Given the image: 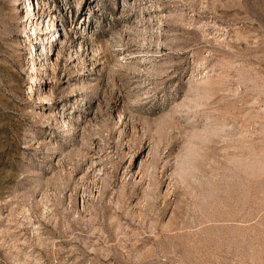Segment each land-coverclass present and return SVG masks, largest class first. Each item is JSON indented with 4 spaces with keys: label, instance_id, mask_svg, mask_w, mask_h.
I'll use <instances>...</instances> for the list:
<instances>
[{
    "label": "rangeland",
    "instance_id": "1",
    "mask_svg": "<svg viewBox=\"0 0 264 264\" xmlns=\"http://www.w3.org/2000/svg\"><path fill=\"white\" fill-rule=\"evenodd\" d=\"M42 2L0 0V264H264V0Z\"/></svg>",
    "mask_w": 264,
    "mask_h": 264
},
{
    "label": "bare ground",
    "instance_id": "2",
    "mask_svg": "<svg viewBox=\"0 0 264 264\" xmlns=\"http://www.w3.org/2000/svg\"><path fill=\"white\" fill-rule=\"evenodd\" d=\"M38 3L43 4L42 0H40V2H38V1L36 2V5H37V6H38ZM30 4H31V3H30ZM30 4H28V5H30ZM40 4H39V5H40ZM65 6H66V5H65ZM77 6H79V2H78V1H77ZM30 7H31V6H29V8H30ZM34 7H35V6H34ZM82 7L85 8L86 5H82ZM35 8H36V7H35ZM77 8H78V7H77ZM69 9H70V7H69ZM41 10H42V9H41ZM45 11H46V10H45ZM65 11H66V10H65ZM87 16H88V15H87ZM46 32H47V31H46ZM46 32H43L42 34L45 35ZM47 33H49V32H47ZM81 33H82V32H81ZM83 33H84V32H83ZM53 35H54V36H57V33H54ZM83 35H84V34H83Z\"/></svg>",
    "mask_w": 264,
    "mask_h": 264
},
{
    "label": "built area",
    "instance_id": "3",
    "mask_svg": "<svg viewBox=\"0 0 264 264\" xmlns=\"http://www.w3.org/2000/svg\"><path fill=\"white\" fill-rule=\"evenodd\" d=\"M26 1H28V4L31 3L30 6H31V5H35V6H37V5H36V2H37V1L40 2V0H26ZM38 5H39V3H38ZM86 5H87V3H86ZM87 6H88V7L90 6V2H89V1H88V5H87ZM87 6H86V8H88ZM67 14L70 15L71 13H69V11H68Z\"/></svg>",
    "mask_w": 264,
    "mask_h": 264
}]
</instances>
